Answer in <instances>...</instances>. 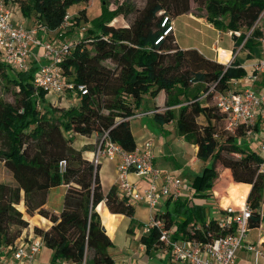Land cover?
<instances>
[{
    "label": "trees",
    "instance_id": "16d2710c",
    "mask_svg": "<svg viewBox=\"0 0 264 264\" xmlns=\"http://www.w3.org/2000/svg\"><path fill=\"white\" fill-rule=\"evenodd\" d=\"M81 1L87 0H16V6L23 17L31 15L30 25L59 30L67 8ZM193 1L203 4L204 20L215 29L237 31L232 50L240 44L250 56L261 33L258 21L264 0ZM100 2L101 12L93 21V28L71 41L69 54L58 65L67 80L85 87L84 94L66 92L65 101L72 102L67 107L43 106L45 91L31 84L34 65L16 71L0 63L2 78L18 91L16 105L0 100V160L13 180L12 184L0 183V254L8 252L21 229L27 226L15 208L21 201L26 213L36 212L50 221L47 229L32 228L34 234L41 236L43 246L51 250L50 263L113 264L108 252L112 242L96 212L101 209L98 202L103 201L109 212L128 217L133 206L118 195L114 185L105 193L101 191L98 164L94 166L84 156L85 147H73L71 138L64 136L63 131L95 133L98 139L106 131L112 141L129 151L136 144L128 119L143 94L154 101V106H163L151 114L156 124L172 122L178 135L196 146V158L211 161L195 176L191 197L175 201L171 211L165 213L166 220L172 223L176 222L175 216H182L175 231L182 230L201 240L224 233L217 230L215 218L201 220L204 206L193 201L210 195L216 162L225 168L222 176L249 185L245 202L254 213L248 219V228L258 227V206L264 199V179L256 173L260 157L245 144L237 145L233 135L240 137V130L233 135L226 132V143H222V135L213 126V122L222 123L221 114L208 105L207 97L202 98L203 104L199 98L209 85L221 89L231 78L242 77L244 68L235 59L225 66L194 48L181 49L169 34H162L167 25H160L162 18L187 12L189 0H145L131 19L119 26L110 21L118 15L125 17L128 7L118 3L108 8L109 0ZM80 20H86L84 8L77 10L71 25L76 26ZM104 60H109L112 67L104 65ZM3 69L13 71L14 77L10 79ZM197 115L203 117L204 125H197ZM61 159L65 166L59 171L57 163ZM58 185L66 187L61 208L55 214L43 204L47 190ZM194 219L203 222V231L185 228ZM103 223L109 232V224ZM140 241L150 247L155 242L154 233L141 236Z\"/></svg>",
    "mask_w": 264,
    "mask_h": 264
},
{
    "label": "built area",
    "instance_id": "2783aa9c",
    "mask_svg": "<svg viewBox=\"0 0 264 264\" xmlns=\"http://www.w3.org/2000/svg\"><path fill=\"white\" fill-rule=\"evenodd\" d=\"M16 9V0H0V63L18 71L29 69L34 65L35 70L31 81L34 88L58 95L68 91H79L80 94H84V85L67 80L58 67L60 61L69 54L73 39L71 41L55 40L57 41L55 42L49 36L47 37V34L51 32H57L58 36L61 35L62 28L68 24V14L63 16L59 30L52 31L33 25L26 26L20 20L14 19L13 13ZM262 13H264V8L259 16ZM165 23H167L166 26ZM160 25L165 26L163 35L172 30L167 17L162 18ZM250 29L251 27L247 33ZM38 31L43 33V38L39 37ZM232 33L233 35L238 34L237 31H232ZM256 40L259 46V57L250 64L251 70L245 77L231 78L227 82H231V85L228 84L221 89L209 85L199 96V98L209 97L211 105L222 116L223 130L232 134L240 130V137H256L258 130H262L259 129L260 126L264 129V90L258 92L251 85L258 73H264V31ZM31 46L40 50L39 57L44 62L37 61V64H34L35 55L31 51ZM151 147L152 139L146 138L131 150L124 151L108 137L106 131H102L89 161L95 166L99 164L100 158L116 160L115 189L118 195L127 202L142 203L147 206L148 218L142 224V231L147 232L148 235L154 233L155 242L152 245L163 255H167L170 262L234 264L238 257L237 253L242 252L243 256L251 253L252 264H258L259 260L264 263V242L259 237L255 241L247 238L248 219L252 217L254 210L246 204L245 198L239 209H232L228 206L221 210L217 209L219 215L215 217V225L218 231L223 230L224 233L203 240L188 236L181 231H175L172 223L167 221L163 214L152 211L162 198L170 200L179 198L181 191L184 190V183L177 175L162 172L154 164ZM256 151L260 157L256 173L264 179V133L259 139ZM57 164L59 171L64 169L63 159ZM129 174L144 179L145 184L138 186L128 178ZM261 204H264V199L260 201L259 205ZM259 216L262 217L260 212ZM188 229L203 231V225L190 226ZM205 234L209 236L210 232L206 231ZM41 247H43V240L40 235L33 233L24 239L18 237L8 250L9 257L5 264H33ZM144 248V245H139L140 250Z\"/></svg>",
    "mask_w": 264,
    "mask_h": 264
},
{
    "label": "rangeland",
    "instance_id": "374dc122",
    "mask_svg": "<svg viewBox=\"0 0 264 264\" xmlns=\"http://www.w3.org/2000/svg\"><path fill=\"white\" fill-rule=\"evenodd\" d=\"M118 3H122V5L127 6L128 11L125 17L118 15L112 18L110 23L113 24L114 26L125 24L129 19H131L133 13L144 5L145 0H109L108 8H113L114 5ZM100 4H101L100 0H87L85 2L81 1L71 4L66 10V13L69 16L67 20L69 25L67 24L66 27L62 28V31L60 33L61 35L59 36L57 32L55 33L51 32L50 33L51 40L71 41L72 39H75L83 35L86 32V29H92L93 21L99 16L101 12ZM188 5H189V10L185 12V14L188 15V13H191L193 17H195V20H193V22L190 24L189 21H186L185 19L186 17L184 16L176 17L175 40L179 43V45L183 48L197 46L201 48L200 50L202 52L204 51V54H206L209 57H211L212 55L215 56V53H213L210 50V46L213 45L214 40H216L215 46L217 48H220L222 50L228 49L230 47V37L232 35V31L227 29H219L220 34L218 35L216 31L209 29V26L203 24V22H201V19H197V18H204L205 11L203 8V4H197L193 0H189ZM79 8H84L86 20H80L76 26H73L71 25L72 23L71 18L77 15V10ZM13 15L20 16L21 18H23V23H27L28 24L27 26H30L31 15L30 17H23L18 9H16V12L13 13ZM173 18H174L173 16L169 15L168 21H170L171 23ZM258 24L264 26V13L261 14ZM167 34H169L174 40L172 30L169 31ZM253 50H254V54L256 53L257 56L258 55L257 48L253 47ZM243 51L238 53V55L242 57L239 59L241 62H244L245 64L244 70H246L247 68H249V65L255 59V57L251 59L250 56L249 57L247 56L246 54L247 52L245 51L244 53ZM216 56L218 57L219 61L228 60V56L223 57L222 55L219 56L218 54ZM221 58L223 59L220 60ZM102 63L106 66L112 67V63L109 60H104ZM4 69L3 72L4 73L6 72L9 75L8 77L10 79L14 77L13 71L10 70L8 71L7 69L6 70ZM228 84L231 85V82L226 83L227 86ZM65 97H66V93H62L61 95H58L57 93L45 92L44 94L45 102L43 103V106H48V104H50L51 106L54 105L56 107L65 108L70 103H72L71 101H67V100L65 101ZM17 98H18L17 87L11 83H6L0 73V100L11 105H16L18 103ZM200 101L203 104L202 98H200ZM144 102H148V104H151L152 106L151 109L153 110L151 114L155 110L163 109L162 105L157 107L154 106L153 105L154 101L147 94H143L140 103L137 107V110H141L143 108V105L145 104ZM207 103L208 105L211 104L209 100L207 101ZM37 107L38 109L41 110L39 104ZM134 112L136 111L134 110ZM195 121L198 126L205 124V120L201 115H197L195 117ZM130 123L132 129L134 130V137L137 142L136 144H139L140 142L139 135L141 134H143L144 136L143 139L152 138L154 140L153 145L155 146V154H156L155 158L158 166L162 169H171V170L176 169L175 172L173 170L170 172H172L174 175H177L181 180H183L184 190L183 193L181 194L182 197L185 194H187L188 190L193 191L192 183L195 176L201 174V168L209 167L211 165V161L207 160L205 162L203 161L201 162L198 158H196L195 156L196 146L192 145L190 142L184 140L180 135H178L175 126L171 124L172 122L167 125L166 129L168 130V132L166 133L163 132L160 133V131L157 130L154 126L149 125V123L142 114L138 116L137 114H135V116H131ZM213 126L222 135L223 139L221 142L226 143L224 139L227 133L223 130L222 123L213 122ZM259 129L262 130H258L257 133L258 136L256 137L241 136L237 139L236 137H234L232 133L230 134L233 135V139L235 140L237 145H241L243 143L245 144L246 148L253 149L254 151H256V147L259 142V139L263 136V132H264V129L261 126ZM63 134L64 136L71 138V144L75 148H80L84 144V142L87 141V137H88L87 135H81L71 131H63ZM93 139L95 140L96 143L98 138L97 136H94ZM165 143L169 144V149H168L169 151L163 153L161 147ZM92 146L94 148L95 145ZM99 163H100V170L98 174L101 178L103 188H105L108 184H110L114 176L113 164L115 163V160L114 159L107 160L100 158ZM224 169L225 168L221 166L219 163L217 162L214 163V170L216 175L212 180V185L209 190L210 194L214 196L213 200H215L214 203L212 204L216 205L218 210L223 209L227 205H235V206L239 205L242 201H244V198H246V194L249 190L248 184L234 182L231 179L230 180L227 179L226 176L224 175L222 176L221 174L224 171ZM0 183H7V184L13 183L10 172L5 168L2 160H0ZM65 187L66 186L64 185V190ZM60 191H61L60 186H54L49 192L48 204L49 206L55 209L60 208L61 206L62 196L60 197L59 194ZM206 200L207 203H205V209L207 215L205 217L206 219L215 218L218 215V211L212 209L210 206L212 197L208 198V195H206ZM132 205H133V213L131 217H128L127 219L125 218L118 225V228L114 233L113 239L111 240L112 245L109 247V252L111 253L114 262H116L117 264H124L127 262H129L130 264H185L181 261L170 262L168 256L163 255V253H161V251H159L153 245L147 248L145 243H142L140 241L141 236L144 237L148 236L147 232L144 233L142 231V224L147 220L148 208L141 203H132ZM15 208L19 209L18 210L19 212L21 211V209H23L21 205H17V204L15 205ZM172 208L173 206L171 205V209ZM153 210L155 209H152V211ZM258 211L262 214L260 224L258 227H252L251 229H249L247 233V238L251 241H255L257 237L261 238V236L264 233V204L259 205ZM127 226H130V229L126 231ZM9 229L10 230L14 229V226L12 225L9 226ZM107 229L110 231L109 225ZM140 244L144 245L145 247L144 250L139 249ZM40 249H41L39 254L41 258L40 262L42 264H47V260H46L47 250L44 247H41ZM237 256L238 257L235 260L234 264H252L251 253L243 256L242 252H238ZM2 263L3 262L0 261V264ZM258 264H264V263L263 261L259 260Z\"/></svg>",
    "mask_w": 264,
    "mask_h": 264
},
{
    "label": "crops",
    "instance_id": "0c3cea01",
    "mask_svg": "<svg viewBox=\"0 0 264 264\" xmlns=\"http://www.w3.org/2000/svg\"><path fill=\"white\" fill-rule=\"evenodd\" d=\"M15 12H16V10H15ZM14 12V13H15ZM18 15V14H17ZM17 15H14V19H18V20H20L22 23H23V18H21L20 16H17ZM179 16H184V17H186L185 19H186V21H189L190 22V24L193 22V20H195V17H193V15L191 14V13H188V15H186L185 13H182V14H179V15H177V16H175L173 19H172V22H171V26H172V33H173V36H174V41H175V43L176 44H178V47L179 48H181V49H184L183 47H181L180 45H179V43L175 40V19H176V17H179ZM197 19H201V22H203V24H205V25H207V26H209V29H211V30H214V31H216V33L219 35L220 34V31L219 30H217V29H215L212 25H210L209 23H207L205 20H204V18H197ZM197 22V21H196ZM23 24H25L26 26L28 25L27 23H23ZM31 26V25H30ZM260 30H261V32L262 31H264V26H262V25H260ZM53 31V30H52ZM51 32V31H50ZM53 33H55V32H53ZM37 34L39 35V37L40 38H43L44 37V35H43V33L41 32V31H38L37 32ZM51 37L50 36V33L49 34H47V37ZM235 36L236 35H231V37H230V47L228 48V49H224V50H222V49H220V48H217L216 46H215V44H216V40H214V43H213V45H211L210 46V50L213 52V53H215V56L214 55H212L211 57H209V56H207L206 54H204V51L202 52L200 49L201 48H199V47H197V46H192L191 48H194V49H196L199 53H201L204 57H206V58H208V59H212V60H215V61H217V62H220V63H222V64H224L225 66H227V65H229V63L233 60V59H235L237 62H238V64L240 65V66H242L244 69H245V67H244V62H241L240 61V59L239 58H242V57H240L239 55H238V53H240L241 51H243L241 48H240V44L239 45H237L233 50H232V41H233V39L235 38ZM256 42H257V40H256ZM254 47H256L257 48V50H258V55L256 56V53L254 54V50L252 49V51L250 52V57H251V59H253L254 57H255V59L252 61V62H254L258 57H259V46H258V43H256V45L254 46ZM185 48H189V47H185ZM31 51H32V53L35 55V58H38L39 60H36L35 58L33 59V61H34V64H37V61H40V62H44L43 60H42V58L41 57H39V55H40V50L37 48V47H34V46H31ZM244 53H245V51H243ZM222 55L223 57H227L228 56V60L227 61H219L218 60V57L216 56V55ZM247 54V53H246ZM223 59V58H222ZM225 59V58H224ZM251 62V63H252ZM251 69H250V65H249V68H247L246 70H245V74L242 76V77H245L247 74H248V72L250 71ZM242 82V81H241ZM240 84H243V83H240ZM239 84V85H240ZM252 85V87L255 89V90H257L258 92H261V91H263L264 90V73H258L257 74V78H256V80L251 84ZM145 104L143 105V108L141 109V110H137V108L135 109V111L136 112H134V114L132 115V116H135V114H137V116L138 115H140V114H142L144 117H145V119L147 120V122L149 123V125H151V126H154L157 130H159L160 131V133L161 132H163V133H166V132H168V130L166 129V127H167V125L168 124H170L171 122H168V123H165V124H162V125H158V124H156L153 120H152V118H151V112L153 111L152 109H151V104H148V102H144ZM144 109V110H143ZM171 124H173V123H171ZM129 127H130V131H131V134H132V136H133V138H134V141H135V144L137 143L136 142V140H135V137H134V130L132 129V126H131V123H130V117H129ZM145 130V129H144ZM263 132V131H262ZM264 133V132H263ZM88 137H87V141H85L84 142V144L82 145L83 147H85L87 150L86 151H84V156H86L88 159L91 157V152L93 151V149L95 148V146H96V143L98 142V140H97V142L95 143V140L93 139L94 138V136H96V134L95 133H92V134H90V135H87ZM143 134H141V135H139V141L142 143L145 139H143ZM152 139V138H151ZM153 140V139H152ZM140 142H139V144H140ZM153 142H154V140L152 141V147H151V150H152V154H153V161H154V164L155 165H157L158 166V164H157V162H156V154H155V146L153 145ZM92 145H95L94 146V148H93V146ZM193 145V144H192ZM161 149H162V152L163 153H166L167 151H169L168 149H169V144L168 143H165L162 147H161ZM115 162H116V160H115ZM159 167V166H158ZM160 168V167H159ZM161 169V171L162 172H170V171H174L175 172V170L174 169H162V168H160ZM99 170H100V163L98 164V169H97V175H98V179H99V182H100V187H101V191L103 192V193H105L107 190H108V188L111 186V185H114V181H115V176H116V174H115V163L113 164V173H114V176H113V178H112V180H111V182H110V184H108L105 188H103V184H102V181H101V178H100V176H99ZM170 173H172V172H170ZM128 178L131 180V181H133V182H135L138 186H142V185H144L145 184V180L144 179H142V178H139V177H137V176H135V175H133V174H129L128 175ZM58 186H60V188H61V191H60V197L63 195V192H64V185H58ZM52 189V187H50L48 190H47V193H46V196H45V201H44V204H43V207L45 208V209H47V210H49V211H51V212H53V213H55V214H57L58 212H59V210H60V208H61V206H60V208H57V209H55V208H53V207H51V206H49V204H48V200H49V192H50V190ZM183 193V190L181 191V193H180V196H179V198H177L176 200H170V199H167V198H162L161 199V201L155 206V211H157L158 213H161V214H163L164 216H165V213L166 212H170L171 211V205H173V203L175 202V201H182L184 198H188V197H191V195L194 193L193 191H189L188 190V193L187 194H185L183 197H182V194ZM210 193V192H209ZM210 197H212V200H211V202H210V206H211V208L212 209H214V210H216L217 211V206L216 205H214V204H212V203H214V201L215 200H213L214 199V196L212 195V194H210V195H208V198H210ZM193 201H194V203H196V204H202L203 206H204V209H203V219H201L203 222H205L206 220H208V219H206V209H205V203H207V200H206V197H204V198H202V199H193ZM99 203V205H100V210L98 211H96L97 213H98V216H99V220H100V224H101V226H102V228H103V230H104V232H105V234L108 236V238L110 239V240H112L113 239V236H114V233H115V231L117 230V228H118V225L126 218H128V216H125V215H123V214H121V213H112V212H109L108 211V209L106 208V206H105V204H104V202L103 201H100V202H98ZM142 204V203H141ZM17 205H21V207L23 208V209H21V213H22V218L24 219V220H26L27 221V226L26 227H24L23 229H21V231H20V236H19V239H24L26 236H30V235H32L33 234V231H32V228H33V226H37V227H39V228H41V229H47L49 226H50V221L48 220V219H46V218H44V217H42V216H40L39 214H37L36 212H33L32 214H28V213H26L25 211H24V207H23V203L20 201ZM133 206V205H132ZM146 206V205H145ZM216 206V207H215ZM147 207V206H146ZM259 208V207H258ZM17 210H19V209H17ZM149 211V210H148ZM218 215H219V213H218ZM217 215V216H218ZM131 217V216H130ZM147 218H148V215H147ZM174 220L176 221V222H181L182 221V216H175V218H174ZM201 220H198V219H194V220H191L189 223H188V225H186V229H188L190 226H197V225H202V223L200 222ZM104 221H106L108 224H109V226H110V231L109 232H107L106 231V228H105V226H104ZM176 222H171L172 223V225L174 226V228H176ZM108 227V226H107ZM130 229V226H127V228H126V231L127 230H129ZM177 231H181V232H183L182 230H177ZM262 236H264V233H263V235ZM261 236V237H262ZM260 240L261 241H264V240H262L261 238H260ZM44 247V246H43ZM1 248L2 247H0V250H1ZM44 248H46V247H44ZM41 250V249H40ZM46 250H47V256H46V260H47V264H52V263H50L49 262V257H50V253H51V250L50 249H48V248H46ZM108 252H109V248H108ZM40 251L38 252V254L36 255V257H35V259H34V262H33V264H42L41 262H40ZM109 254L111 255V253L109 252ZM8 257H9V253L7 252L6 254H0V261H2L3 263L2 264H5L6 263V260L8 259ZM112 257V256H111ZM113 259V258H112ZM55 264H73V263H71V262H68V261H60V262H57V263H55ZM113 264H117L116 262H114V260H113ZM124 264H130L129 262H127V263H124Z\"/></svg>",
    "mask_w": 264,
    "mask_h": 264
},
{
    "label": "bare ground",
    "instance_id": "6f19581e",
    "mask_svg": "<svg viewBox=\"0 0 264 264\" xmlns=\"http://www.w3.org/2000/svg\"><path fill=\"white\" fill-rule=\"evenodd\" d=\"M220 60H222V58L220 59ZM225 60V59H224ZM242 204H243V201L239 204V205H227V206H229V207H231V208H233V209H239V208H241L242 207Z\"/></svg>",
    "mask_w": 264,
    "mask_h": 264
}]
</instances>
